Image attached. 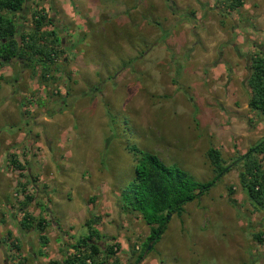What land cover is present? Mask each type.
<instances>
[{"label":"rangeland","instance_id":"obj_1","mask_svg":"<svg viewBox=\"0 0 264 264\" xmlns=\"http://www.w3.org/2000/svg\"><path fill=\"white\" fill-rule=\"evenodd\" d=\"M35 1L15 15L19 25L30 33L32 13L43 9L62 27L65 53L46 81L37 65L0 66V264L60 262L62 246L87 236L85 222L96 216L95 229L120 245L119 263L134 264L149 227L119 206L135 164L128 146L199 183L214 177L209 147L230 166L171 217L139 264H264V207L248 198L243 167L232 164L264 142L247 86L250 58L264 54V0L233 10L201 0L206 12L195 0L176 1L195 14L196 30L183 18L172 26L162 0ZM25 196L32 201L22 212ZM23 213L52 222L45 245L22 230Z\"/></svg>","mask_w":264,"mask_h":264},{"label":"trees","instance_id":"obj_2","mask_svg":"<svg viewBox=\"0 0 264 264\" xmlns=\"http://www.w3.org/2000/svg\"><path fill=\"white\" fill-rule=\"evenodd\" d=\"M26 1L29 0H0V66L11 65L16 61L23 62L32 70V66L35 68L37 65L41 68V78L46 81L50 79V72L56 71L53 66L56 60L64 55L65 49L52 18L48 19L43 9L32 13L31 32L23 31L18 21L20 17L16 18L15 15ZM217 4L233 10L241 6V0H217ZM46 26H51L54 30L42 32ZM248 70L247 86L251 94L248 108L261 117L264 125V54L251 57ZM127 150L133 154L135 164L132 178L121 189L118 202L122 211L138 215L149 227L147 243L134 262L139 264L146 255H143V252L147 244L154 246L159 241L171 217L175 215L179 218L183 207L202 198L217 180L230 171V166L225 165L216 149L209 147L205 157L214 177L211 182L199 183L177 166L164 164L155 155L140 151L135 146H128ZM10 164L16 170H24L12 156ZM232 164H241L243 167L239 173V184L248 198L255 207H264V142L261 141L250 148ZM21 187L22 194H25L24 187ZM228 191L231 192L230 189ZM23 200L22 212L32 199L25 196ZM97 221H100L98 216L86 221L84 226L88 230L87 236L77 239L73 245H63L60 250L63 259L60 262L52 261L50 264H120L117 258L119 243L115 237L100 234L95 229ZM49 223L52 222L42 218L34 221L27 213H23L19 225L24 232H36L41 244L45 245L47 238L44 232ZM262 237L261 233L254 236L258 244L263 242ZM15 248L18 249L17 246Z\"/></svg>","mask_w":264,"mask_h":264},{"label":"flooded vegetation","instance_id":"obj_3","mask_svg":"<svg viewBox=\"0 0 264 264\" xmlns=\"http://www.w3.org/2000/svg\"><path fill=\"white\" fill-rule=\"evenodd\" d=\"M47 1H50V0H47ZM163 1V3L166 5V7H168V9L170 10V13H171V15L173 16V17H175V19H176V22L175 23H173V25L172 26H175L178 22H180V20L182 19V20H187L188 22H189V24H191V25H194V28H195V30L196 29H198L197 28V25H198V21L197 20H194L195 18H194V16H195V14L192 12V11H190V9H186V7H184V8H178L177 7V4H176V1H172V0H162ZM196 2H199L198 0H195ZM215 9L217 10L218 8H220V7H222V5L221 6H219L218 4H217V0L215 1ZM34 4H36V1L35 0H29V1H26V3L24 4V6H26V5H34ZM200 4V3H199ZM200 6H203V8H202V12H206V8L204 7L205 5H200ZM184 9V10H183ZM229 18V17H228ZM192 20H194V21H192ZM199 22H201V21H199ZM193 28V29H194ZM165 35H167V33H165ZM227 43H229L228 45L231 47V48H234L235 47V45L233 44V43H231V42H227ZM236 49L237 48H239V46H237V47H235ZM220 52V51H219ZM221 56V55H220ZM219 56V57H220ZM219 61H221L222 63H223V61L221 60V59H219ZM250 61V60H249ZM64 101H66L65 99L60 103V106L63 104V102Z\"/></svg>","mask_w":264,"mask_h":264},{"label":"water","instance_id":"obj_4","mask_svg":"<svg viewBox=\"0 0 264 264\" xmlns=\"http://www.w3.org/2000/svg\"><path fill=\"white\" fill-rule=\"evenodd\" d=\"M53 15V14H52ZM52 18V17H51ZM55 27L58 29V34L61 38V42L63 43V38H62V35H63V32H62V27L60 25H58V23L56 22H53ZM150 248V246L147 247V250Z\"/></svg>","mask_w":264,"mask_h":264},{"label":"crops","instance_id":"obj_5","mask_svg":"<svg viewBox=\"0 0 264 264\" xmlns=\"http://www.w3.org/2000/svg\"><path fill=\"white\" fill-rule=\"evenodd\" d=\"M116 1V0H115ZM173 1V0H172ZM175 1H179V0H175ZM199 2H195V3H197L198 5H200L199 3H201V0H198ZM205 8H206V10L208 9V8H210V6L208 7V4L207 5H205L204 6ZM109 8H111V7H108L107 9H109ZM192 26V25H191ZM237 45V44H236ZM238 46V45H237ZM263 247H264V245H263Z\"/></svg>","mask_w":264,"mask_h":264}]
</instances>
